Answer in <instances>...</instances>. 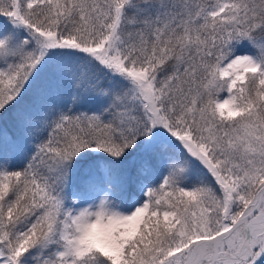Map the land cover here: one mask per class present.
<instances>
[{"label":"snow or ice","instance_id":"snow-or-ice-1","mask_svg":"<svg viewBox=\"0 0 264 264\" xmlns=\"http://www.w3.org/2000/svg\"><path fill=\"white\" fill-rule=\"evenodd\" d=\"M0 121V264H264V0H0Z\"/></svg>","mask_w":264,"mask_h":264},{"label":"trees","instance_id":"trees-1","mask_svg":"<svg viewBox=\"0 0 264 264\" xmlns=\"http://www.w3.org/2000/svg\"><path fill=\"white\" fill-rule=\"evenodd\" d=\"M3 126H5V122L4 121H0V127H3ZM9 127H10V125H9Z\"/></svg>","mask_w":264,"mask_h":264}]
</instances>
